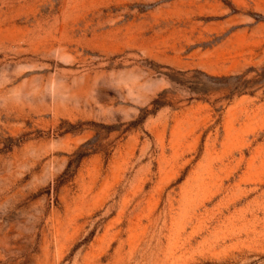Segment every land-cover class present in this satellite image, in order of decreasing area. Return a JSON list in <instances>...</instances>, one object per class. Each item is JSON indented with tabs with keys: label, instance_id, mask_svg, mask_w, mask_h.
<instances>
[{
	"label": "rangeland",
	"instance_id": "1",
	"mask_svg": "<svg viewBox=\"0 0 264 264\" xmlns=\"http://www.w3.org/2000/svg\"><path fill=\"white\" fill-rule=\"evenodd\" d=\"M0 264H264V0H0Z\"/></svg>",
	"mask_w": 264,
	"mask_h": 264
}]
</instances>
